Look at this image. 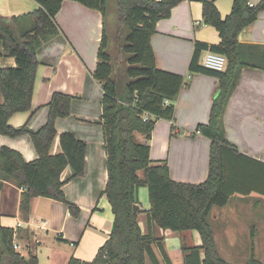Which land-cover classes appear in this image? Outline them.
<instances>
[{
	"label": "trees",
	"instance_id": "trees-1",
	"mask_svg": "<svg viewBox=\"0 0 264 264\" xmlns=\"http://www.w3.org/2000/svg\"><path fill=\"white\" fill-rule=\"evenodd\" d=\"M38 8L9 20L15 24L20 17L31 18V28L18 36L9 24L0 26L3 53L15 59V65L0 67V133L12 137L28 134L38 154L32 161L9 146L0 147V186L9 180L23 189L20 209L24 217L30 212L35 196L64 202L72 215L79 208L65 198L61 173L71 168V179L85 170L86 143L72 132L59 134L60 152L50 148L57 134L55 120L70 112L71 95L54 91L47 102L48 117L37 130L26 124L15 127L8 122L18 111L31 108L33 84L37 68L36 49L60 32L55 15L63 0H34ZM97 9L106 17L107 0H74ZM181 0H116L118 47L111 58L108 37L103 25L97 50V63L92 73L102 88V126L108 179L103 194L111 206L113 223L106 241L90 261L71 257L67 264H160L152 244V233H143L137 217L141 209L137 189L146 186L150 220L163 229L182 231L194 229L200 234L204 257L199 248L190 247L185 264H232L217 251L209 214L214 207L224 206L234 193L257 191L264 194V171L251 172L247 163L254 159L242 154L225 136L223 114L229 96L236 86L243 66L264 69V47L242 45L237 35L252 23L264 9V0L249 5V0H232L228 15L221 17L213 0L203 1V22L216 28L221 38L218 44L195 42L189 62L190 73L216 76L219 80L209 118L199 123L195 132L209 138L208 173L204 181L189 183L173 180L165 161L153 162L149 156L151 132L159 118L172 119L174 102L184 84L185 76L157 68L150 38L159 19L169 17L171 9ZM12 24V25H13ZM10 26V27H9ZM223 54L227 59L223 71L208 69L200 64L203 50ZM137 133L145 141L137 139ZM243 160V161H241ZM262 173V174H261ZM262 176V180H261ZM162 246L161 242H157ZM162 248V247H161ZM163 250V248H162ZM245 264H264L251 251ZM167 264L169 263L166 258ZM0 264H40L35 255H21L13 248V229L0 223Z\"/></svg>",
	"mask_w": 264,
	"mask_h": 264
},
{
	"label": "crops",
	"instance_id": "crops-1",
	"mask_svg": "<svg viewBox=\"0 0 264 264\" xmlns=\"http://www.w3.org/2000/svg\"><path fill=\"white\" fill-rule=\"evenodd\" d=\"M203 1H179L171 9L169 17L157 21L156 31L150 38L157 68L181 74L185 81L174 102L173 118H159L154 125L148 140L149 156L153 162L165 161L173 180L189 183H200L207 177L210 140L200 132L193 135L191 132L197 124L208 121L219 84L216 76L190 73L188 69L195 42L218 44L221 41L216 28L203 22ZM259 1L249 0V3ZM213 2L222 18L230 13L232 0ZM37 8L34 0H0V26L11 25L14 35L18 36L31 28V18L20 17L15 24L9 19ZM55 21L60 32L35 52L38 64L31 108L13 113L8 122L15 127L26 124L30 130H37L47 120L46 104L52 93L59 91L71 95L69 115L55 120L57 134L50 153L60 152L59 134L63 131L72 132L86 143L84 173L67 179L71 174L69 166L61 173V179L65 180L62 186L65 198L76 205L79 212L72 215L64 202L35 196L31 199L28 217H24L20 209L23 189L9 180H2L0 186V223L13 229V244L18 246L17 251L23 256L35 255L40 264H67L71 257L90 261L88 259L108 238L113 223L111 206L102 193L108 179L101 118L103 91L92 76L105 19L97 9L74 0H63ZM237 40L242 45L264 47V9L252 23L241 29ZM14 65V57L3 53V41L0 39V67ZM2 100L0 92V102ZM223 125L226 138L239 152L264 165L263 68L241 67L236 86L225 106ZM137 139L145 141L140 133H137ZM3 145L18 150L27 161L38 156L28 134L12 137L0 133V147ZM247 164L251 172L264 171L261 164ZM137 196L141 209L137 217L139 226L143 233L150 231L156 239L152 249L160 264H167L166 258L170 264H185V255L190 247H198L199 258L203 259L198 231L163 229L151 220L147 224L144 212L149 208L147 187H139ZM229 200L239 207L228 219L232 222L228 230L229 241L223 244L219 233L211 229L218 253L229 263L245 264L248 257L244 259L243 253L238 254L236 248L250 254L255 244L253 242L250 248L244 247L239 239L242 235L236 233L239 229L233 227L243 216V211L246 212L244 204H249L252 219L243 228L250 231L249 238L257 237L260 230L261 236L264 235V194L254 190L246 194L234 193ZM227 203L220 209H224ZM222 213L218 208H212L210 226L211 220L219 219ZM226 252L235 254L236 258L229 259L224 254ZM146 264H151L149 259Z\"/></svg>",
	"mask_w": 264,
	"mask_h": 264
},
{
	"label": "rangeland",
	"instance_id": "rangeland-1",
	"mask_svg": "<svg viewBox=\"0 0 264 264\" xmlns=\"http://www.w3.org/2000/svg\"><path fill=\"white\" fill-rule=\"evenodd\" d=\"M106 17H105V28H106V33H107V37H108V52L111 56V58L114 57L116 49L118 47V28H117V14H118V9H117V2L116 0H107V5H106ZM228 205L224 208V209H220L221 207H214L215 210H220L223 211L221 217L219 219H214L211 220V227L212 229L215 231V233H219V240H221L220 242H222L223 244H226L225 242L229 241V237H228V230L231 229L232 227V222L228 221V219L233 216V213L235 209H239V207L234 203L233 200H229ZM250 205L248 204H244V208L243 210H245L246 212L243 211V216L239 217V221L238 223H236L234 225V229H239L236 231V233H240L242 236L241 239L242 243H244V247L247 246L248 248H250V246L252 245V243L254 242V256L256 259L261 260L264 262V235L261 236V230L258 233V236L255 238H249L248 234L250 231L244 229L243 227L247 226L248 223L251 221L252 219V213L249 210ZM210 216V214H209ZM227 219V221H226ZM209 220V218H208ZM232 220V219H231ZM230 222V223H229ZM229 223V224H228ZM244 234V235H243ZM246 247V249H247ZM236 252L238 254H242L244 256V259L246 257H250L249 253H245L243 250H240V247L238 249V247L236 248ZM225 255H227V257H229V259H235L236 255L235 254H230V252H226L224 253ZM95 255V254H94ZM94 255L88 259L91 260ZM248 255V256H247ZM247 258V259H248Z\"/></svg>",
	"mask_w": 264,
	"mask_h": 264
},
{
	"label": "built area",
	"instance_id": "built-area-1",
	"mask_svg": "<svg viewBox=\"0 0 264 264\" xmlns=\"http://www.w3.org/2000/svg\"><path fill=\"white\" fill-rule=\"evenodd\" d=\"M249 5H253L252 3H249ZM200 64L208 69L216 70V71H223L227 64L226 57L221 54L214 52L209 49L203 50ZM13 248L17 251L18 246L16 244H13Z\"/></svg>",
	"mask_w": 264,
	"mask_h": 264
},
{
	"label": "water",
	"instance_id": "water-1",
	"mask_svg": "<svg viewBox=\"0 0 264 264\" xmlns=\"http://www.w3.org/2000/svg\"><path fill=\"white\" fill-rule=\"evenodd\" d=\"M138 208H139V205H137V204H135L133 207L134 211H136Z\"/></svg>",
	"mask_w": 264,
	"mask_h": 264
}]
</instances>
